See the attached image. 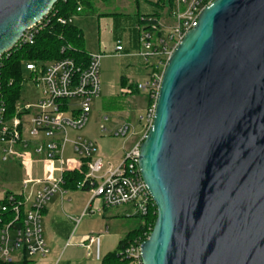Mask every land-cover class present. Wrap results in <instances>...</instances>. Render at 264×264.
Wrapping results in <instances>:
<instances>
[{
  "label": "water",
  "instance_id": "95a60500",
  "mask_svg": "<svg viewBox=\"0 0 264 264\" xmlns=\"http://www.w3.org/2000/svg\"><path fill=\"white\" fill-rule=\"evenodd\" d=\"M58 0H0V57ZM138 169L142 264H264V0H213L162 71Z\"/></svg>",
  "mask_w": 264,
  "mask_h": 264
},
{
  "label": "built area",
  "instance_id": "2783aa9c",
  "mask_svg": "<svg viewBox=\"0 0 264 264\" xmlns=\"http://www.w3.org/2000/svg\"><path fill=\"white\" fill-rule=\"evenodd\" d=\"M212 1L173 0L171 7L159 12V17L145 16L140 20L138 56L144 61L148 75L144 83L136 85V89L153 98L154 104L161 74L170 54L185 33L195 26L201 10ZM82 9L78 6L73 16L58 19L57 22L60 25H73ZM48 15L28 28L14 48L33 45L38 33L49 23ZM54 15L55 13L52 14ZM121 50L122 47L118 44L116 51ZM69 51L72 48L68 45L60 50V54ZM101 59L102 55L90 53L87 54L85 64H77L71 58L24 64L23 70L28 73L24 84L30 81L37 89L38 96L33 102H17L11 118L7 117L0 97V164L15 162L20 168H28L37 163L50 166L44 177H25L18 192H4L0 197L2 263L19 264L25 257H46L50 253L43 237V213L55 195L65 193L64 174L68 172L76 171L83 175L78 189L88 186L89 203L97 200L102 206L96 210L97 213H101L102 208L128 206L132 217L145 218L149 214L156 216L155 203L142 182L138 169L139 147L151 126L154 104L138 117L143 132L137 143L124 153L116 167H108L97 156L93 142L79 135L71 137V133L84 129L92 103L100 96ZM100 129L103 133L106 132L103 125H100ZM130 133V126L122 124L113 135L124 140ZM67 145L71 146L77 157V160H73L77 164L71 165V168L64 161ZM54 164H58V167L55 168ZM89 203L80 216L73 219L76 224L93 213L89 209ZM151 231L152 228L147 227L145 238L129 243L119 252V256L130 264H142L140 245L148 239ZM98 240L99 236L91 235L80 246L89 256L92 246L97 245Z\"/></svg>",
  "mask_w": 264,
  "mask_h": 264
},
{
  "label": "crops",
  "instance_id": "0c3cea01",
  "mask_svg": "<svg viewBox=\"0 0 264 264\" xmlns=\"http://www.w3.org/2000/svg\"><path fill=\"white\" fill-rule=\"evenodd\" d=\"M155 1L153 0L152 2ZM117 11H120L121 14L116 13ZM84 12L85 9H82V12L76 16L73 25L81 32L83 40L82 50L86 54L95 53L102 55V74L100 66L102 78V86L101 83L100 86L102 94L107 98H113L115 96V79L112 77L114 73L117 74L118 70L120 78L119 93L121 96L124 95L125 100L129 101L132 106V110L124 109V116L120 117L113 127V133L122 124L129 125L131 128L130 135L124 140L120 139L121 146L115 152L106 150L104 145L105 140H95L99 148V154L97 156L101 157L108 164V167H116L121 162L124 153L139 140L141 126L138 122V117L145 112L148 106L147 95L140 91L135 92L136 85L144 83L148 75V69L144 61L138 56V26L140 25L138 18L140 14L137 13L134 20H131L129 17L130 14L124 13V0H111L107 3L95 2L93 9L87 12V16H91L92 18L85 19ZM98 12H101V14ZM108 12H113L114 14ZM91 19L97 23V31L95 32V41L87 43L85 36L88 33H85V31L89 27L85 22ZM116 20L118 22H124L123 31L119 30L117 32V30L111 28ZM118 44L122 47V50L119 52L116 51ZM110 58H119L121 60L118 63L119 69L114 70V63L107 60ZM110 68L111 70H109ZM106 69L109 71L108 76L105 74ZM80 132L71 133V137L73 138L75 135L81 136ZM67 152H69L70 157L72 156L74 160H77L70 145L66 146L64 155ZM5 165L9 169H21L15 162H9ZM23 179L24 177L21 181ZM19 188L20 184L17 191L14 192H18ZM4 192L13 191L10 189H0V197ZM64 192L63 195H55L49 201L43 213V237L50 253L46 257L35 256L29 258V264H101L102 258L114 252L118 243L124 238V235L120 236L115 232L112 233L113 229L117 230V227L120 226L119 224L122 226L123 223H118V218L124 217V210L119 211V207L113 209L102 208L101 213H97L96 210L102 206L100 207L99 201L97 200L89 203L90 194L88 191L64 189ZM79 192L85 193L88 196L81 197L78 195ZM88 203L90 206L89 209L93 213L82 218L76 224L73 219L80 216ZM125 215L129 216L130 213ZM91 235L99 236V240L97 245L92 246L88 256V252L80 244L84 243L86 238Z\"/></svg>",
  "mask_w": 264,
  "mask_h": 264
},
{
  "label": "trees",
  "instance_id": "16d2710c",
  "mask_svg": "<svg viewBox=\"0 0 264 264\" xmlns=\"http://www.w3.org/2000/svg\"><path fill=\"white\" fill-rule=\"evenodd\" d=\"M107 3L111 0H58L53 6L52 12L48 15L49 23L38 33L35 42L31 46L13 48L8 54L0 57V97L6 108L7 117L11 118L15 113V105L19 101L24 85L23 67L27 63H46L58 61L63 58H71L77 64L87 63V54L82 50L81 32L74 25H60L58 19H67L75 14L76 8L93 9L95 2ZM173 0H156L153 5L156 12L146 17H159V12L167 4L171 7ZM52 16V14H54ZM70 46L72 51L60 54V50L65 46ZM135 92L137 89L135 88ZM154 104L153 98L147 95V105ZM83 181V175L76 171L64 174V186L66 190H78L79 184ZM82 191H88V186L84 185ZM137 228L128 232L118 243L116 250L107 254L101 260V264H130L126 259L119 256V252L134 240L144 239L147 227L153 228L156 216L151 214L148 217L140 218ZM143 223V224H142ZM0 264H5L0 262ZM19 264H29L25 257Z\"/></svg>",
  "mask_w": 264,
  "mask_h": 264
},
{
  "label": "rangeland",
  "instance_id": "374dc122",
  "mask_svg": "<svg viewBox=\"0 0 264 264\" xmlns=\"http://www.w3.org/2000/svg\"><path fill=\"white\" fill-rule=\"evenodd\" d=\"M153 0H124V13L130 14V19L134 20L135 15L137 13L140 14V17L138 18V21L146 16V15H151L152 13H155V7L153 5L154 2ZM151 2V3H150ZM168 7V5H165V8ZM90 11V9H85L84 15L85 19L86 18H92L91 16H87V12ZM92 12V11H91ZM101 14V12H98ZM110 14H114L113 12H108ZM116 13H120V11H117ZM82 19V20H85ZM138 22V23H139ZM88 25V30L85 31V33H88L87 36H85V41L88 42H94L95 38V32L97 31V23L91 19L87 20L85 22ZM113 30H117V32L123 31L124 30V22H118L117 20L114 22L113 27L111 26ZM111 63H114V67L116 69H119V62L121 61L119 58H110L107 59ZM101 64L100 66L102 65ZM102 69L103 67L101 66V74H102ZM111 70V68L109 69ZM109 71L106 69L105 74L108 76ZM101 74L99 73L100 76V83L102 86V78ZM112 74V72H111ZM112 77V75H111ZM23 78L27 79L28 78V73L23 71ZM113 79H115V91L114 93L115 96L113 98H107L104 97L102 92L100 93L99 98L95 99L92 103L91 106V111L88 116V122L84 129L80 132V135L83 136L84 138L90 140L93 142L96 148L97 155L99 154V148L98 144L95 140L103 139L104 145L106 147L107 151H114L118 149L121 146V140L117 139L113 135V127L115 125V122L120 119V117L124 116V109H131L132 106L129 101H126L124 98V95H120L119 93V72L117 70V74L114 73ZM121 92V91H120ZM38 96V91L37 89L33 86V84L30 81H27L22 88L20 98L18 103L20 104H25L27 102H33L36 97ZM125 100V101H124ZM152 107V106H151ZM151 107L146 108L145 112L149 110ZM144 112V113H145ZM143 113V114H144ZM142 114V115H143ZM107 118V121H104V119ZM100 125H103L104 128L106 129V132L103 133L100 129ZM143 132V128L140 127V134L141 135ZM102 137V138H101ZM140 137V136H139ZM73 157L69 156V152L64 155V161L66 162V165L68 168H71V165L77 164V162H73ZM55 168L58 167V164L53 165ZM47 167H50L48 164L45 163H40V164H35L32 165L31 167L29 166L28 168H21V169H9V167L5 164L0 165V189L1 190H7L10 189L11 191H17V188L19 187L21 179L24 177L28 178H42L44 177V174L47 170ZM79 196L85 197L88 196L85 193H78ZM124 210V217L123 218H118V223H123L122 226L117 227L116 229H113L112 233L115 232L119 234L120 236L126 235L128 232L131 230L137 228L139 225V219L136 217L132 216H127L125 214L130 213V208L128 206H123L119 207V211ZM115 221V220H114Z\"/></svg>",
  "mask_w": 264,
  "mask_h": 264
}]
</instances>
